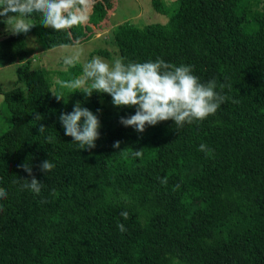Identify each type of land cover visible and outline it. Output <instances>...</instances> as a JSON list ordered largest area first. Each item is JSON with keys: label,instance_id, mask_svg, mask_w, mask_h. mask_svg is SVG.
Masks as SVG:
<instances>
[{"label": "trees", "instance_id": "16d2710c", "mask_svg": "<svg viewBox=\"0 0 264 264\" xmlns=\"http://www.w3.org/2000/svg\"><path fill=\"white\" fill-rule=\"evenodd\" d=\"M176 1L170 12L151 0L165 24L117 25L116 58L191 65L201 82L226 85L227 100L203 121L178 129L169 120L142 134L119 123L135 109L115 107L107 94L72 91L57 101L45 73L30 67L23 34L0 23V62L16 66L23 86L4 94L0 86L12 108L0 135V264H264V2ZM89 11L91 20L108 18L113 0H94ZM31 19L46 48L75 43V27L54 31L39 14ZM97 53L114 60L110 50ZM77 101L101 109L94 149L81 150L59 122ZM26 160L44 183L39 195L21 188L29 176L17 165Z\"/></svg>", "mask_w": 264, "mask_h": 264}, {"label": "clouds", "instance_id": "9594fccd", "mask_svg": "<svg viewBox=\"0 0 264 264\" xmlns=\"http://www.w3.org/2000/svg\"><path fill=\"white\" fill-rule=\"evenodd\" d=\"M93 2L94 0H0V23L6 25L5 31L11 35H27L36 27L31 19L33 14H39L40 25L43 27L54 31L70 30L89 21L88 13ZM81 52L82 49L65 56L64 65L75 66L80 60ZM56 83L74 93L80 92L86 98L94 93L107 94L117 108H134V114L121 116L119 123L141 134L148 127L169 120L178 129L185 123L203 121L209 115H214L227 100L222 94L226 85H218L215 79L201 82L193 74L191 65L177 66L161 58L135 62L125 57H117L109 62L103 57L94 56L84 64L81 76L70 80L58 79ZM52 95L57 101L63 100L62 95ZM99 113L101 109L98 108L94 113L77 101L70 112H61L58 119L64 134L78 143L81 150L94 149L96 141L101 138L102 123ZM40 118L41 114L35 113L34 119ZM46 127L41 123L38 131L43 133ZM120 145V141H115L113 147L119 149ZM199 150L205 153L211 151L203 143ZM134 154L140 157L143 153L140 149L134 151ZM17 167L29 176V179L21 178V188L39 195L44 183L33 175L31 163L26 160ZM54 168L55 164L50 159L44 160L40 165L41 172L46 174ZM6 197V190L0 188V199ZM3 210L0 206V212ZM120 215L127 219L129 213L122 211ZM117 227L121 232L127 231L122 223H118Z\"/></svg>", "mask_w": 264, "mask_h": 264}, {"label": "rangeland", "instance_id": "374dc122", "mask_svg": "<svg viewBox=\"0 0 264 264\" xmlns=\"http://www.w3.org/2000/svg\"><path fill=\"white\" fill-rule=\"evenodd\" d=\"M261 1L264 2V0ZM163 2L166 6L165 8L169 11H173L176 8V0H163ZM113 10V13L108 18L103 20H91L89 18L86 24L74 26V31L77 35L72 40L75 43L68 44L70 46L68 48L61 47V45L46 48L37 36L38 32L41 35L39 25L35 23V20H32L36 27H33L27 35L23 34L25 48L29 53V58L32 59L30 67L32 69H40L45 73L51 94L62 95L72 92L70 89L60 87L56 81L58 79L70 80L81 76L84 64L92 57L100 56L109 62L111 61V58L101 56L97 51L110 50L113 58H116V48L114 49L111 45V34L117 25L129 22L135 26L142 27L151 23L165 24L168 21L166 15L154 11L151 0H113ZM5 29L6 25L2 32L7 33ZM77 39H86V41L77 44ZM81 49L79 62L72 67L65 66L63 58ZM15 67V65L0 62V86L3 89V94L15 87H23L22 84L16 83ZM9 102H5L4 97L0 95V135L12 124V108L9 106Z\"/></svg>", "mask_w": 264, "mask_h": 264}]
</instances>
